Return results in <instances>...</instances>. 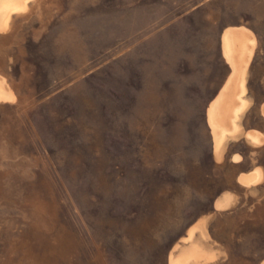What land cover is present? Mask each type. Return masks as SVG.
<instances>
[{
    "label": "rangeland",
    "instance_id": "obj_1",
    "mask_svg": "<svg viewBox=\"0 0 264 264\" xmlns=\"http://www.w3.org/2000/svg\"><path fill=\"white\" fill-rule=\"evenodd\" d=\"M263 105L264 0H26L0 24V264H264Z\"/></svg>",
    "mask_w": 264,
    "mask_h": 264
},
{
    "label": "bare ground",
    "instance_id": "obj_2",
    "mask_svg": "<svg viewBox=\"0 0 264 264\" xmlns=\"http://www.w3.org/2000/svg\"><path fill=\"white\" fill-rule=\"evenodd\" d=\"M3 1H5V2L0 7H2V6L3 7L4 6L7 7L8 6V8L5 11H3L2 9L0 10V24L1 23L3 24V22H5L8 19L9 14H10V11H16V10L19 11V9H24L25 8V1L26 0H3ZM8 1L10 3H12V4L9 5V2ZM230 32L231 31H227L225 33L224 40H225L226 52H227L228 56H230V60H231V62L233 64V67H234V69H233L234 72H233L232 76H230V79L228 80V82L226 83V85L224 86V88L222 89L221 93L212 102L211 107H210V111H209L210 120H211L212 124L214 125V127L215 128L221 127V132L222 133L217 137V140H216L218 143H220L221 140L223 139V136L225 135V132H230V133L236 132L238 126L236 125V127H235V125H234V127H233L232 125L237 123L236 122V118L239 116V113L241 111H243L244 108L246 107V104H247L246 103V100L243 99L244 93L246 92L245 73H246V70H247V65L249 64V61H250L251 53L253 51V45L255 43L254 37L251 36V35L250 36H247L250 33L248 34V32L242 28V35H243V37L246 38V40H245L246 41V45L244 44L245 46H243L244 47V50L242 48V51L243 52L241 54L242 55L241 58L242 59L244 58V59L242 61V67L239 68L238 60H241L240 59V56L237 58L238 59L237 60V59L234 58V53L233 52L232 53H229L228 50H227V48L228 47H231V45H232V43L230 41V38H232V37L229 38V33ZM232 32H234V31L232 30ZM236 35H234V36L237 37ZM238 36H240V35L238 34ZM241 39H243V38H241ZM234 40H236V39H234ZM238 40H239V38H238ZM232 50H233V48H232ZM236 77H239L238 78V81H237L238 82V85H237V88H236L237 90H236V94H235L236 95V98H235L236 103H234L232 105L231 112L229 113L230 116L228 118L229 119L228 122H230L232 125H231V127H227V128H224L223 129V126L224 125L221 124V121H220V118H219L222 115L219 116L218 113L220 112L219 109L222 108V106L226 107L225 105H227V102H228V99H229V98L227 99V97H228V94H229V91H230L228 89H230V87L232 86L230 84L231 83V79L234 78V81H235V78ZM263 112H264V105H263ZM247 135L250 136V137H253L252 139H254V136H255L254 133L248 132ZM242 180H243V178H242Z\"/></svg>",
    "mask_w": 264,
    "mask_h": 264
},
{
    "label": "crops",
    "instance_id": "obj_3",
    "mask_svg": "<svg viewBox=\"0 0 264 264\" xmlns=\"http://www.w3.org/2000/svg\"><path fill=\"white\" fill-rule=\"evenodd\" d=\"M238 28H239V27H238ZM238 161H239V160H238ZM251 172H254V170H252ZM251 172H250V173H251ZM225 197H226V196H225ZM223 198H224V196L219 197L218 200H219V199H223Z\"/></svg>",
    "mask_w": 264,
    "mask_h": 264
}]
</instances>
